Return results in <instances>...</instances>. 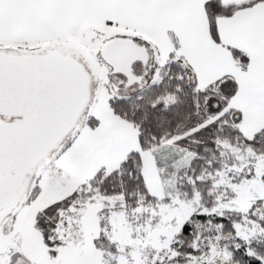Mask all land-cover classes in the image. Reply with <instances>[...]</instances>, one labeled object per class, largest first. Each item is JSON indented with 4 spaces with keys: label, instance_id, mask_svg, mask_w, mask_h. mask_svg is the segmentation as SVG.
<instances>
[{
    "label": "snow or ice",
    "instance_id": "snow-or-ice-1",
    "mask_svg": "<svg viewBox=\"0 0 264 264\" xmlns=\"http://www.w3.org/2000/svg\"><path fill=\"white\" fill-rule=\"evenodd\" d=\"M0 264H264V0H0Z\"/></svg>",
    "mask_w": 264,
    "mask_h": 264
}]
</instances>
